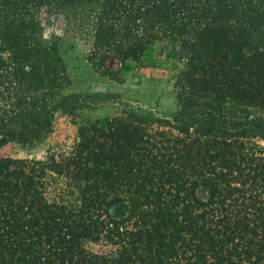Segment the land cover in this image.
I'll return each instance as SVG.
<instances>
[{
	"label": "trees",
	"instance_id": "trees-1",
	"mask_svg": "<svg viewBox=\"0 0 264 264\" xmlns=\"http://www.w3.org/2000/svg\"><path fill=\"white\" fill-rule=\"evenodd\" d=\"M119 75L164 43L178 65L169 119L82 122L59 51ZM264 0H0V264H264ZM72 143L33 146L58 114ZM76 117V118H75Z\"/></svg>",
	"mask_w": 264,
	"mask_h": 264
},
{
	"label": "rangeland",
	"instance_id": "rangeland-1",
	"mask_svg": "<svg viewBox=\"0 0 264 264\" xmlns=\"http://www.w3.org/2000/svg\"><path fill=\"white\" fill-rule=\"evenodd\" d=\"M81 29L59 31L52 24L47 31H55L60 38L59 51L71 79L67 90L80 98L76 117L82 122L114 117L123 112H133L150 119H169L175 108V75L177 63L168 57L164 43L149 47L139 61L128 60L118 76L112 78L97 71L87 59L91 46V29L86 26V10L75 15ZM250 116L254 122L264 123V105H253ZM75 117V118H76ZM77 125L66 113L58 114L52 132L33 146L10 144L1 152L12 157L40 158L60 144H70L75 138Z\"/></svg>",
	"mask_w": 264,
	"mask_h": 264
}]
</instances>
